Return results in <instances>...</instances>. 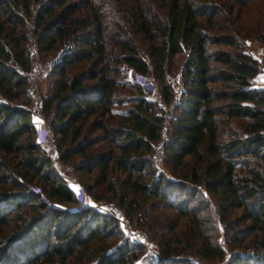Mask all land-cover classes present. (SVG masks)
<instances>
[{
  "label": "trees",
  "instance_id": "1",
  "mask_svg": "<svg viewBox=\"0 0 264 264\" xmlns=\"http://www.w3.org/2000/svg\"><path fill=\"white\" fill-rule=\"evenodd\" d=\"M247 1L0 0V264L129 262L126 252L135 253L129 241L138 242L124 240L108 251L119 222L88 204L90 193L106 194L129 219L138 211L141 224L147 209L138 196L156 198L186 217L202 255L221 258L200 207L184 198L208 205L206 194L218 201V220L233 230L228 241L241 243L244 233L251 237L242 248L264 251V87L253 83L262 63L242 44L234 13ZM29 26L40 52L65 46L40 110L57 135L58 159L76 158L74 172L89 181L83 200L56 174L43 147L48 139L37 141L33 113L22 106L30 101L18 102L29 81ZM257 38L264 46V34ZM177 56L179 92L168 78ZM84 61L86 68L67 75ZM148 74L156 97L153 86L135 78ZM159 140L179 171L176 180L155 175ZM234 208L241 215L225 218ZM162 242L165 258L179 251ZM235 258L264 264L262 252Z\"/></svg>",
  "mask_w": 264,
  "mask_h": 264
},
{
  "label": "rangeland",
  "instance_id": "2",
  "mask_svg": "<svg viewBox=\"0 0 264 264\" xmlns=\"http://www.w3.org/2000/svg\"><path fill=\"white\" fill-rule=\"evenodd\" d=\"M70 1H79L80 3H84V0H70ZM83 12H88V7L84 6ZM78 13V12H77ZM234 13L238 16L237 23L241 27L240 30V39L242 44L245 46L246 50L252 53L256 58L260 60V56L264 55V46L257 38L258 34H264V0H248L244 6L236 5ZM29 25H31L29 23ZM29 40L27 41V48L29 52V56L31 58V67L29 70V81L27 87L25 89V94L19 98L18 102L30 101L29 103H23V107H28L31 109L33 115L31 116L33 123L35 126L40 124L49 125L48 117H44L40 108H41V99L42 95L48 93L56 79H58V70L56 69L57 61L60 57V54L64 50V45H58L56 48L47 51L40 52L35 44L34 36L31 33V28H28ZM262 48L261 55L258 53V49ZM181 56H177L174 58V63L172 65V69L169 71L168 78L172 83L175 84V92H179L181 88V82L178 77V67L180 65ZM35 63L40 64V68L38 71L34 72L33 66ZM88 66L87 62H80L75 65L70 66L66 73L69 76L74 72H78L79 70H83ZM35 76H34V75ZM35 77V80L31 79V76ZM136 80L142 83H150L155 89L152 93V97H156V82L152 78L150 74L146 77L136 76ZM34 81V82H33ZM213 87L219 89L221 85L218 83L213 84ZM160 103L164 106L159 99ZM167 108V106H164ZM223 126V125H222ZM50 136L48 141L43 144L44 149L50 157L52 158L54 169L56 174L63 179H66L70 184L75 187H83V183H89L88 179L85 176H78L73 170V161L67 160L62 161L58 159V151L56 149V139L57 135H53L52 129L50 127ZM162 138H165V132L162 133ZM162 145V141L159 140L155 146V149L152 154V164L154 167L155 175L163 174L165 178L169 180H176L177 175L179 174L178 170H173L170 166V162L162 156L160 163L157 165L154 163L155 151L157 148ZM163 150V149H162ZM164 155V154H163ZM189 163H192V160L188 159ZM114 175H118L122 177L124 173L114 172ZM142 180H147L146 177H143ZM37 185V184H36ZM85 190V189H84ZM176 193L178 190L176 188L173 189V197H176ZM106 196V194H105ZM94 198V196L90 193L87 195V199L89 202H93V206L97 204L98 200L104 202L105 205L112 207L117 212L122 213L125 217H127L123 213V209L118 208L113 203H109V199L106 197ZM209 204L204 205V202L200 200H196L194 197L191 198L188 194L184 195V198L189 202L190 207H194V205L199 206V216H203V218L207 219V227L208 230L206 232L209 234L212 242L218 247L223 248V256L220 258L216 257L213 253L209 255H202L198 249L200 248V240L191 234L192 225L186 219V217H182L176 215L173 208H170L163 204L160 200L156 198H144L142 196H138L139 201L142 203V209L146 210L145 223L141 224L139 219H137L139 212L134 213L133 217L130 220L131 224L134 227L141 228L146 232L147 241L153 243L155 245L153 251L147 250V248L142 243H134L129 241V249H133L135 253L126 252V257L129 262L122 263L116 262L114 264H161L166 259H178L182 260L181 263L178 264H235L236 259L235 256H242L244 254L248 255H258L259 253H264L263 250H254L251 247L242 248L245 243L249 240L251 235H245L244 233H240L237 230V234L241 235V237H245L244 241L241 243L233 242L232 238H230V242L228 238L230 237L233 230L227 229L225 224L218 219H221L222 216L220 210H216V206L218 201L216 198L206 196ZM86 200V199H85ZM155 203V207L153 209H148L150 207V203ZM175 205H178L174 202ZM241 215L240 208L231 209L229 213L224 215L227 219H237ZM175 222V226L170 230L171 224ZM171 225V226H170ZM242 228V227H240ZM168 239L171 241V247L179 250L177 254L172 255L168 258L163 256V249H165V245L162 240ZM129 239L123 238L122 229L117 225L115 228V235L107 238L108 243H110V247L108 251L115 252L118 246L124 241ZM139 247V248H138ZM164 259V260H163ZM154 260L157 262L155 263Z\"/></svg>",
  "mask_w": 264,
  "mask_h": 264
},
{
  "label": "built area",
  "instance_id": "3",
  "mask_svg": "<svg viewBox=\"0 0 264 264\" xmlns=\"http://www.w3.org/2000/svg\"><path fill=\"white\" fill-rule=\"evenodd\" d=\"M258 53L261 55L262 48L258 49ZM260 61L262 63V68L264 69V55L260 56ZM33 68H34V72L38 71V69L40 68V64L35 63ZM33 75L31 76V79L35 80V77H34L35 75L34 76ZM257 75H255L253 77V79H255V78L258 79ZM144 85L148 88H150L152 86L150 83H148V84L144 83ZM35 127H36L35 131H36L37 141L44 142L46 139L49 138L51 130H50V127L48 125L40 124V125H37ZM154 156H155L154 163L158 165L161 161L162 156H163L162 145H160V147L156 149ZM76 195H77V198L79 200L84 199V191H83L82 187H78L76 189ZM94 207L96 209H98L99 211H102V212L108 214L109 216L113 217L114 219H116L119 222L120 227H121L122 232H123V238L124 239H129V240L134 241V242L142 243L147 248V250H149V251L154 250L155 245L153 243L147 241L146 232L144 230H142L141 228L134 227L131 224L130 220L127 217H125L122 213L115 211L114 209H112V207H110L108 205H105L104 202H102L101 200H98L97 204L94 205Z\"/></svg>",
  "mask_w": 264,
  "mask_h": 264
},
{
  "label": "crops",
  "instance_id": "4",
  "mask_svg": "<svg viewBox=\"0 0 264 264\" xmlns=\"http://www.w3.org/2000/svg\"><path fill=\"white\" fill-rule=\"evenodd\" d=\"M257 78L258 79H253V83H254V85L256 86V87H261V88H263L264 87V69L262 68V71L257 75ZM74 188H75V190L77 189V187H75L74 186ZM86 202L88 203V204H90V205H92L93 206V202L91 201V202H89V200L88 199H86Z\"/></svg>",
  "mask_w": 264,
  "mask_h": 264
}]
</instances>
